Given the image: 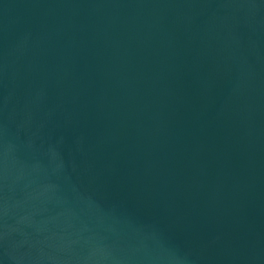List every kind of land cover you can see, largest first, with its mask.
I'll return each mask as SVG.
<instances>
[{"label": "water", "instance_id": "95a60500", "mask_svg": "<svg viewBox=\"0 0 264 264\" xmlns=\"http://www.w3.org/2000/svg\"><path fill=\"white\" fill-rule=\"evenodd\" d=\"M0 264H264V0H0Z\"/></svg>", "mask_w": 264, "mask_h": 264}]
</instances>
